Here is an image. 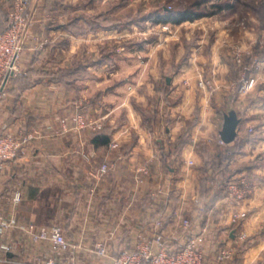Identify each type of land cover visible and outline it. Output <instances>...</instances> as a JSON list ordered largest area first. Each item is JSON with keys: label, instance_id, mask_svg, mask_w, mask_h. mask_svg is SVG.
<instances>
[{"label": "crops", "instance_id": "0c3cea01", "mask_svg": "<svg viewBox=\"0 0 264 264\" xmlns=\"http://www.w3.org/2000/svg\"><path fill=\"white\" fill-rule=\"evenodd\" d=\"M98 1L59 0L58 11L50 12L46 0H33L35 21L19 69L0 94V135H32L19 157L0 170V223L15 221L0 233L1 245L11 246L10 252L0 251V264H35L54 254L50 242L32 238L25 229L30 224L60 225L73 244L64 258L112 264L121 249L153 235L155 215L168 218L165 233L180 242L186 234L173 237L169 231L182 230L185 215L193 232L206 227L202 247L209 259L225 247L233 254L224 264H264V99L252 100L256 108L241 109L243 95H219L217 63L207 76L211 91L198 86L201 76L191 61L171 78H162L148 55L133 70L131 56L150 51L149 45L124 49L129 64L81 61L75 68L86 67L88 75L76 80L78 90L53 80L51 73L84 56V49L81 54L77 49L85 39L70 26L72 18L82 25L84 17L73 3L87 4L90 12ZM6 2L0 0V30L11 11L6 12ZM104 32L115 37L116 30ZM93 50L86 49V55L93 56ZM163 80L170 86L167 95L157 87ZM231 110L241 122L235 140L224 143L220 131ZM80 112L99 129L109 126V142H93L99 129L92 124L77 128ZM112 141L118 146L111 147ZM227 149L233 153L225 169L214 172V158ZM103 163L110 168L100 175ZM242 176L252 189L241 205L229 203L227 195L215 196L225 179ZM202 178L210 188L205 194L199 192ZM235 208L248 212L239 224L231 220ZM98 244L106 245V256L97 253Z\"/></svg>", "mask_w": 264, "mask_h": 264}, {"label": "rangeland", "instance_id": "374dc122", "mask_svg": "<svg viewBox=\"0 0 264 264\" xmlns=\"http://www.w3.org/2000/svg\"><path fill=\"white\" fill-rule=\"evenodd\" d=\"M195 1L99 0L93 7L94 10L90 12L87 4H74L77 3L74 2L78 14L84 17L82 26L76 31L73 30L74 34L81 35L85 39L77 49L81 54L83 48L84 56H77L76 59H73L74 56L70 57L74 60L72 66L64 68L79 66L81 61L89 63L93 59H99L101 62L115 61L117 66L124 62L129 64V58L124 57V49L130 50L132 47L149 45L152 46L150 51H138L131 56L133 70L148 55L149 59H153L156 67L161 69L162 78L166 76L171 78L177 74L180 67L186 66L185 64L191 61L196 76L198 77L200 73L201 77H198V80L211 82L209 86L202 88L211 91L214 85L207 76L213 70L211 67L213 68L217 63L214 78L220 86L219 95H243L241 109L256 108L252 100L258 97L264 99V0H222L234 6L212 15L176 23L165 22L163 19L156 20L157 14L162 15L166 8L179 11L189 8L204 12L216 10L211 3L217 0H209L203 6H194ZM6 3L7 12L10 11L12 0H7ZM93 22L95 30L91 29ZM108 28L116 30L115 37L105 34L104 30ZM91 32L102 34L90 36ZM60 43L65 46L64 41ZM88 48L95 50L93 56L86 55L85 51ZM251 79L254 80L252 86L245 84ZM198 86L201 87L199 83ZM157 87L162 95L170 92V86L165 80ZM249 113L255 115L254 112ZM255 118L259 119V116ZM217 167L219 166L216 165ZM207 185L208 180L202 178L199 188L201 194L210 191ZM247 216L248 212L245 218ZM152 217L154 222L157 215ZM161 218L165 229L169 223L168 218L165 215ZM183 219L189 220L190 217L185 215ZM172 227L169 235L176 237L178 232H180L179 236L184 234L183 230L175 229L177 226ZM150 234H153L152 229ZM177 239H174L173 245L180 243L181 239Z\"/></svg>", "mask_w": 264, "mask_h": 264}, {"label": "built area", "instance_id": "2783aa9c", "mask_svg": "<svg viewBox=\"0 0 264 264\" xmlns=\"http://www.w3.org/2000/svg\"><path fill=\"white\" fill-rule=\"evenodd\" d=\"M37 9L33 8V0H14L11 11L8 15L7 28L0 33V94L2 93L6 82L19 69L21 55L23 53L25 42L35 21ZM254 80L251 79L245 84L252 86ZM210 81L200 79L199 85L207 87ZM77 128L81 129L87 124L84 112H80L75 116ZM96 129L101 125H95ZM67 128L64 127V130ZM32 138L27 135L22 139L11 137L8 135H0V170L5 164L16 160L22 152L23 145ZM221 142L222 139H220ZM111 147H117V141L110 143ZM109 165L103 163L99 169V174L103 175L109 170ZM251 181L245 177L232 179L227 186V200L237 207L241 205L251 193ZM22 199L21 191L14 193V201L19 202ZM246 210L235 208L232 212V223L239 224L245 219ZM15 224L14 219L2 221L0 223V233ZM153 235L147 240H141L134 244L131 248L121 249L117 254L113 255L112 264H224L232 254V249L220 248L213 258H207L202 247V241L207 231L203 227L199 232L192 231L190 220L182 219L180 227L186 234L184 241L173 245L174 238L167 237L162 218L158 217L153 222ZM25 229L31 234L35 241H47L53 245L54 254L44 260H40L35 264H79L74 259L64 258L63 254L73 248L65 235L63 228L58 224L49 227L37 229L34 224H30ZM11 251L10 245H1L0 251ZM107 247L104 244L97 245V253L100 256H106Z\"/></svg>", "mask_w": 264, "mask_h": 264}, {"label": "trees", "instance_id": "16d2710c", "mask_svg": "<svg viewBox=\"0 0 264 264\" xmlns=\"http://www.w3.org/2000/svg\"><path fill=\"white\" fill-rule=\"evenodd\" d=\"M13 1L11 3V8L13 5ZM58 2L59 0H55L53 2V0H46V5H45V9L47 11L50 12H54V11H58ZM207 2H209V0H196L194 2V6H203L205 5ZM212 7L214 9H216L214 12H204V11H193L192 9H185L183 11H179V10H169V9H165V12L162 15H158L156 17V20L161 21L163 19V21L168 22H181L182 20H186V19H196V18H200L203 17L205 15H212L218 12H221L223 10L226 9H231L234 5L230 2L224 1L222 2V0H217L215 3H211ZM10 8V9H11ZM9 13V11H8ZM6 21H5V25L4 27L0 30V33L3 32L8 25V14L5 17ZM148 18V17H147ZM88 22V19H87ZM93 26H91V29H94V22L92 23ZM70 26H71V30H77L78 28H80L79 26H82L80 24H77V21L75 20V18L71 19L70 22ZM95 30V29H94ZM84 70V71H82ZM84 72V73H82ZM51 78L55 81L61 82L63 83L67 88L69 89H79V86L76 85V80L81 78L82 76L86 77L88 75L86 67H84V69H80V68H75V67H70V68H63L58 70L57 72L51 73ZM109 137H110V129L109 126H107L104 123V126L102 129H99L98 131H96V133L94 134L93 137V142L95 143H107L109 142ZM233 152L229 149H227L226 151H219L218 156H216L212 162V166H213V171L215 172L216 170H223L226 167V163L229 161L231 154ZM216 165H218L219 167L216 168ZM204 179V178H203ZM206 179V178H205ZM204 181V180H203ZM230 182V179H225L221 185L222 187L219 189V191L216 193V197H225L227 195V186Z\"/></svg>", "mask_w": 264, "mask_h": 264}, {"label": "water", "instance_id": "95a60500", "mask_svg": "<svg viewBox=\"0 0 264 264\" xmlns=\"http://www.w3.org/2000/svg\"><path fill=\"white\" fill-rule=\"evenodd\" d=\"M240 122L241 119L238 117L236 111L231 110L225 114L223 127L220 131V136L224 143H230L235 140Z\"/></svg>", "mask_w": 264, "mask_h": 264}]
</instances>
